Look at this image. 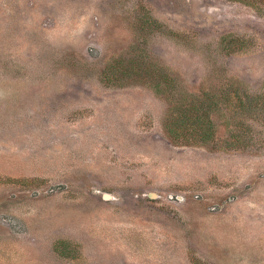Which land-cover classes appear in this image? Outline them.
I'll use <instances>...</instances> for the list:
<instances>
[{"label": "rangeland", "instance_id": "obj_1", "mask_svg": "<svg viewBox=\"0 0 264 264\" xmlns=\"http://www.w3.org/2000/svg\"><path fill=\"white\" fill-rule=\"evenodd\" d=\"M139 64L176 85L103 79ZM211 92L264 93L259 1L0 0V264H264V110L163 130Z\"/></svg>", "mask_w": 264, "mask_h": 264}, {"label": "trees", "instance_id": "obj_2", "mask_svg": "<svg viewBox=\"0 0 264 264\" xmlns=\"http://www.w3.org/2000/svg\"><path fill=\"white\" fill-rule=\"evenodd\" d=\"M264 5V0H257ZM145 64H139L135 67L126 68L128 73L120 71V67H114L112 70L105 72L103 79L107 85L123 86L124 80L130 81L135 78H144L150 69L144 67ZM119 68V69H117ZM133 68V70H131ZM155 70L157 72H155ZM150 82L156 87L163 84H171L172 80L161 69H153L146 75ZM168 84V85H169ZM171 85H176L175 81ZM175 97V96H174ZM196 98L190 101H174L169 98V107L163 123V130L167 138L172 143H203V145L219 146L217 130L211 117L217 109L224 105L230 112H245L252 114L264 110V93L257 96L243 95L233 96V93L222 94V103H219L218 95L215 93L196 95ZM250 127L245 123L236 127V133L233 134L230 141H224L225 147L231 149L246 148L249 141L245 136ZM223 147L222 145H220Z\"/></svg>", "mask_w": 264, "mask_h": 264}, {"label": "water", "instance_id": "obj_3", "mask_svg": "<svg viewBox=\"0 0 264 264\" xmlns=\"http://www.w3.org/2000/svg\"><path fill=\"white\" fill-rule=\"evenodd\" d=\"M107 197V196H106Z\"/></svg>", "mask_w": 264, "mask_h": 264}]
</instances>
